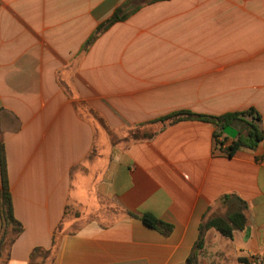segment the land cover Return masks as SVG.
<instances>
[{
  "label": "crops",
  "instance_id": "obj_1",
  "mask_svg": "<svg viewBox=\"0 0 264 264\" xmlns=\"http://www.w3.org/2000/svg\"><path fill=\"white\" fill-rule=\"evenodd\" d=\"M142 1L0 0V143L23 229L0 217V264H187L227 197L248 226L208 231L201 264L264 258V140L229 157L210 123L134 137L182 110L254 108L264 132V0L145 4L83 51Z\"/></svg>",
  "mask_w": 264,
  "mask_h": 264
},
{
  "label": "trees",
  "instance_id": "obj_2",
  "mask_svg": "<svg viewBox=\"0 0 264 264\" xmlns=\"http://www.w3.org/2000/svg\"><path fill=\"white\" fill-rule=\"evenodd\" d=\"M135 0H130L133 3ZM168 0H143L138 6L134 7L129 13L123 14V9L118 10L115 15L106 23L100 25L88 38L83 45V51L91 47L110 27L117 22L127 19L130 15L141 9L142 5L151 4ZM182 121H200L210 123L216 127L214 139L217 149L223 151L227 156L233 157L239 151H255L260 143L264 140V132L261 128L262 117L256 109L250 108L242 112H230L220 116L197 114L192 111L182 110L169 114L157 121L151 122L145 126L141 135H135V139L151 140L155 138L166 127L174 125ZM150 126L149 129L147 127ZM226 127H233L239 133L235 140H231L225 135ZM230 141V145L226 143ZM0 169L1 183L0 190V217L11 225L14 231L19 235L22 232V226L19 224L13 214L12 197L9 191V179L7 169V158L3 143H0ZM229 210L225 217L215 216L207 220L200 226L199 238L195 245V249L187 264H201L200 253L206 244V235L208 231L214 229L222 236L232 239L235 231H244L247 226V218L245 215L246 204L240 199L228 198ZM142 221L151 228H154L164 235H170L173 227L151 215L142 217Z\"/></svg>",
  "mask_w": 264,
  "mask_h": 264
},
{
  "label": "water",
  "instance_id": "obj_3",
  "mask_svg": "<svg viewBox=\"0 0 264 264\" xmlns=\"http://www.w3.org/2000/svg\"><path fill=\"white\" fill-rule=\"evenodd\" d=\"M224 133L230 139L235 140L237 138L239 132L233 127H226L224 130Z\"/></svg>",
  "mask_w": 264,
  "mask_h": 264
},
{
  "label": "rangeland",
  "instance_id": "obj_4",
  "mask_svg": "<svg viewBox=\"0 0 264 264\" xmlns=\"http://www.w3.org/2000/svg\"><path fill=\"white\" fill-rule=\"evenodd\" d=\"M13 236V233L10 232L9 238L11 239V237ZM224 253V248L222 249V251ZM217 262H214L212 264H226V262H228V260H226L225 255L223 254L222 256L217 257ZM208 263H210V261H207Z\"/></svg>",
  "mask_w": 264,
  "mask_h": 264
},
{
  "label": "built area",
  "instance_id": "obj_5",
  "mask_svg": "<svg viewBox=\"0 0 264 264\" xmlns=\"http://www.w3.org/2000/svg\"><path fill=\"white\" fill-rule=\"evenodd\" d=\"M255 264H264V258H258V259H255L254 261Z\"/></svg>",
  "mask_w": 264,
  "mask_h": 264
}]
</instances>
